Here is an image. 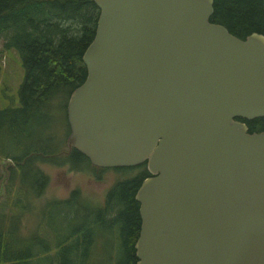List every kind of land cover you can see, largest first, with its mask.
<instances>
[{
	"label": "water",
	"instance_id": "1",
	"mask_svg": "<svg viewBox=\"0 0 264 264\" xmlns=\"http://www.w3.org/2000/svg\"><path fill=\"white\" fill-rule=\"evenodd\" d=\"M67 146L146 163L135 264H264V34L211 21L213 0H94Z\"/></svg>",
	"mask_w": 264,
	"mask_h": 264
},
{
	"label": "trees",
	"instance_id": "2",
	"mask_svg": "<svg viewBox=\"0 0 264 264\" xmlns=\"http://www.w3.org/2000/svg\"><path fill=\"white\" fill-rule=\"evenodd\" d=\"M98 14L94 0H0V35L6 33L4 45L18 50L25 71L17 101L0 107V159L12 163L7 186L12 189L14 177L20 179L8 204L14 212L22 207L21 218L30 209L22 194L28 197V188L37 194L44 192L49 175L41 167L43 161L65 165L68 170H88L99 179L109 170L121 174L101 201L85 197L79 188L68 197L47 199L44 207L49 214L40 221L51 216L50 233L31 235L21 228L18 233L11 223L13 213L5 211L6 223L0 225V264H97L96 248L104 240L98 229L110 230L112 242L119 245V255L110 252L115 264H135L137 260L134 242L140 216L135 193L150 174L145 162L95 166L77 148L67 147L66 142L62 148L57 140L63 119L66 138L70 130L66 104L87 74L82 53L94 36ZM210 20L241 38L252 31L264 34V0H213ZM240 119L250 132L264 129V116ZM0 206L4 210L3 203ZM44 228L48 229L47 224Z\"/></svg>",
	"mask_w": 264,
	"mask_h": 264
},
{
	"label": "rangeland",
	"instance_id": "3",
	"mask_svg": "<svg viewBox=\"0 0 264 264\" xmlns=\"http://www.w3.org/2000/svg\"><path fill=\"white\" fill-rule=\"evenodd\" d=\"M6 37V33L0 35V107H4L17 101V89L25 73L18 50L14 47L4 45ZM61 126H63V129L58 131L57 140L58 142L60 141V146L64 148L66 146L65 134L67 131L64 119L63 123L58 125V129ZM10 165L12 166L10 160L0 159V204L3 203L4 206V210H2V206H0V225H5L6 223V220H3V214L5 211L7 213H13L11 215L13 228L18 233H20L21 228L23 232L31 233V235L50 233L49 222L50 220L53 221L51 216L49 215L47 219L45 218L44 222L40 221L42 216H45L44 214H49L48 209H45L44 207L47 199L52 197H68L73 189L79 188L82 195H85V197L101 201L108 187L118 176L121 175L117 171L109 170L104 172L102 178L99 179L95 178L88 170H68L65 165L57 166L43 161L41 162V167L43 171L49 175V182L46 185L44 192L41 194H37L30 188H28L30 193L28 197H25L22 194L23 203H29L30 209L23 212L22 217L20 218L21 213H19V211L22 207L19 206L14 212L13 208L9 205L11 203L10 199L14 198V193L18 191V186L20 184L19 177L15 176L12 180L13 183L8 182L13 184L12 189L7 186V179L11 176L9 170ZM17 175H19L18 171ZM8 188H10L11 191L8 190ZM37 188L38 186H35V189ZM17 195L20 194L17 193ZM39 223H41L42 226H40ZM46 224L48 226L47 230L44 228L46 227ZM97 231L100 232L101 236H104V240L100 241L96 248V257L100 258L96 263L115 264L113 258L110 257V252L114 251L115 256L119 255L121 252L119 245L112 242L113 235L110 230L101 231L98 229ZM51 232L53 233V230H51ZM110 241L112 243L107 244V242Z\"/></svg>",
	"mask_w": 264,
	"mask_h": 264
},
{
	"label": "flooded vegetation",
	"instance_id": "4",
	"mask_svg": "<svg viewBox=\"0 0 264 264\" xmlns=\"http://www.w3.org/2000/svg\"><path fill=\"white\" fill-rule=\"evenodd\" d=\"M67 139V138H66ZM66 144H67V140H66ZM68 147V146H67ZM144 163V162H143ZM142 164V163H141ZM146 164V163H145ZM139 165V164H138ZM138 165H136V166H138Z\"/></svg>",
	"mask_w": 264,
	"mask_h": 264
}]
</instances>
